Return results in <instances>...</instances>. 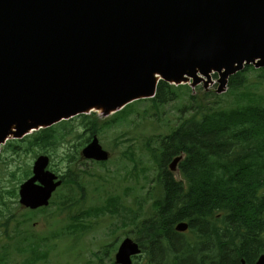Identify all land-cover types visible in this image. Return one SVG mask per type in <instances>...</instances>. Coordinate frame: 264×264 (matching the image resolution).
<instances>
[{"label":"water","instance_id":"obj_1","mask_svg":"<svg viewBox=\"0 0 264 264\" xmlns=\"http://www.w3.org/2000/svg\"><path fill=\"white\" fill-rule=\"evenodd\" d=\"M243 65L264 67V0H0V143L148 98L157 78L206 87L213 71L221 93ZM82 154L108 158L96 139ZM47 164H34L21 205L47 206L60 185ZM139 252L125 240L116 264Z\"/></svg>","mask_w":264,"mask_h":264},{"label":"trees","instance_id":"obj_2","mask_svg":"<svg viewBox=\"0 0 264 264\" xmlns=\"http://www.w3.org/2000/svg\"><path fill=\"white\" fill-rule=\"evenodd\" d=\"M228 88L225 101L160 82L140 113L144 121L164 123L162 110L176 104L175 125L165 135L153 129L144 145L156 166L159 196L140 217V264H253L264 254V69L246 67L229 79ZM133 107L102 125L94 116H81L79 127L99 133ZM71 131L70 123L40 130L27 138V153H56ZM180 155L185 191L167 170ZM67 204L69 197L59 202L61 208ZM179 222L188 223V238L174 232Z\"/></svg>","mask_w":264,"mask_h":264},{"label":"rangeland","instance_id":"obj_3","mask_svg":"<svg viewBox=\"0 0 264 264\" xmlns=\"http://www.w3.org/2000/svg\"><path fill=\"white\" fill-rule=\"evenodd\" d=\"M212 83L208 86L205 92H212L215 93L217 89L216 85V78L214 76H211ZM198 89L202 88V86L197 87ZM227 90L224 91V93ZM194 94L198 93L197 90L194 89ZM204 93L202 90L199 91V94ZM224 100H227L225 98ZM170 106L166 108V110H169ZM139 110L141 108H138ZM172 111V109H171ZM101 116H104L102 120L109 119L112 117L113 114H109L106 112H100L98 111ZM95 116L101 118L99 114L97 113H91ZM168 119L171 121H174L176 118L172 117L171 115L167 116ZM101 120V119H100ZM74 121V120H73ZM76 126V125H75ZM172 126V124H171ZM82 130H77V133H81ZM122 133H126V137L122 138V141L116 140V136L120 135ZM145 128H141L139 126V141L137 143L133 141V149H130L133 151L134 157L139 159L140 164L137 167V170H141V172H137V178L134 179H128L126 183L123 184V186L118 187L117 183L112 180V184H107L103 181H101V184L99 185V192L103 193L105 191H109V193H113L114 195H119L121 197V204L126 209H131L133 207V199L134 197H139L140 200H142L145 197V194L147 192V189L155 188L156 185L151 182V180L155 177L156 171L154 170V165L150 162H148V157L146 152L143 149V138L147 137L146 135L149 134ZM74 135V134H73ZM72 135V136H73ZM70 136L71 138L67 137V139L62 142V144L59 146L57 152L53 155V165L54 169L60 173L64 174L66 171V162L64 161V158L66 157L69 152L73 151V146L77 145L78 142L75 139V137ZM135 137L133 134V128L132 127H121V128H112L107 131H105L102 135L99 136V140L101 142V145L105 147L104 149L107 150L111 154V160L110 162H107V168L110 170L108 173V177L111 176L113 179L117 177L113 171L115 170V167H117L120 163L127 165V168L131 169L132 163L125 160L122 156V152L126 151L130 144L124 143L125 139ZM34 159L33 154H20L19 156H16L12 154L9 151H4L3 147H0V191L1 192H7L9 189L12 188L18 189L21 177L24 174L25 168L31 165L32 161ZM103 168V169H102ZM97 167L88 164L79 165L77 167L78 173L80 175V178L78 179V182L84 187L85 191V197H86V204L82 206H76L72 208L71 211L65 212L60 216L61 222L57 223L59 226H62L66 223L68 225H71V227H78V228H84L85 234L84 237L79 239L78 232L75 231L72 234L66 233L67 231H54L58 228H54L55 221L58 220L57 217L52 219L50 218V214L57 212V205L52 204L51 207L47 210V213L44 215L35 214L33 217L36 218V221L44 220V218L49 219L48 225H50L49 228H47V232H37L35 234V237L37 241L45 242L47 240L48 248H49V255L50 256H57L59 258L60 264H65L67 262H70L72 264H86L88 262L87 260L90 259L91 254L93 253H100L99 249L102 248V252L100 253V256L102 255H112L115 252V245L114 237L119 236L118 240H121L122 238L127 237L134 238V232L132 231V227L129 226L125 228L122 225H119L120 223V217H124L123 210L119 209L118 214H113L107 219H109V223L113 225H118L115 230L113 228L108 227L107 225H99L102 224L103 221L98 216H93L91 219L83 220V221H76V219L73 220H67V217L70 215H76L80 210L86 209L89 205H96L95 203V183L96 181L92 178L86 177V173L83 171H86L88 173L94 172L95 174H101V177H103L106 168L105 167ZM102 169V170H101ZM104 170V171H103ZM14 174L15 178H12L11 175ZM107 177V178H108ZM129 188L133 192H127L126 190H123L124 188ZM107 189V190H106ZM58 193L63 194V196H70L67 187H63L59 189ZM77 194H81L77 189ZM59 194V195H60ZM106 192L100 197L101 201L97 205H102V198H105ZM76 197H74L75 199ZM8 203H11L9 206L12 210V215L14 216V219L16 221H20L22 219V213L17 211L18 205L14 203V200H6ZM149 203V202H148ZM146 203L142 206V211L146 212L150 207L149 204ZM140 211V208H139ZM33 217H27V224L24 225L25 233L29 231V235L32 233V231H36L35 227L37 225H32L36 221H32ZM53 224H52V223ZM90 222V223H89ZM4 223L3 219H0V224ZM14 224H12L8 228V234L7 236L12 238L13 240H16L18 238L16 232L14 231ZM95 226V227H94ZM94 227V228H93ZM46 229V228H45ZM61 229V228H59ZM64 229H66L64 227ZM134 233V234H133ZM4 236L3 229L0 227V237ZM121 237V238H120ZM35 243V241L27 238V247L30 244ZM45 243V244H46ZM119 243V242H118ZM2 245H6L3 243ZM44 244H41L40 246H43ZM80 259L76 261L78 258ZM107 260L113 259V255L106 257Z\"/></svg>","mask_w":264,"mask_h":264},{"label":"flooded vegetation","instance_id":"obj_4","mask_svg":"<svg viewBox=\"0 0 264 264\" xmlns=\"http://www.w3.org/2000/svg\"><path fill=\"white\" fill-rule=\"evenodd\" d=\"M22 254H26V256H27V252H26V251H23ZM26 260H27V259H26Z\"/></svg>","mask_w":264,"mask_h":264},{"label":"bare ground","instance_id":"obj_5","mask_svg":"<svg viewBox=\"0 0 264 264\" xmlns=\"http://www.w3.org/2000/svg\"><path fill=\"white\" fill-rule=\"evenodd\" d=\"M237 176V175H236ZM237 179V178H236Z\"/></svg>","mask_w":264,"mask_h":264}]
</instances>
